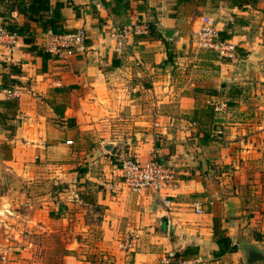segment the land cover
<instances>
[{"label": "crops", "instance_id": "obj_1", "mask_svg": "<svg viewBox=\"0 0 264 264\" xmlns=\"http://www.w3.org/2000/svg\"><path fill=\"white\" fill-rule=\"evenodd\" d=\"M29 4L0 0V24L21 32L13 51L0 45V264H160L171 250L245 264L220 187L264 165V0H50L58 31L88 34L70 61L43 50L50 29L22 13ZM203 17L236 45L234 59L197 49ZM136 22L149 33L115 54L109 30ZM126 157L172 172L171 209L126 187ZM215 221L235 252L221 251Z\"/></svg>", "mask_w": 264, "mask_h": 264}, {"label": "built area", "instance_id": "obj_2", "mask_svg": "<svg viewBox=\"0 0 264 264\" xmlns=\"http://www.w3.org/2000/svg\"><path fill=\"white\" fill-rule=\"evenodd\" d=\"M149 33V27L142 24H132L130 27H112L109 36L115 41L114 53L122 55L128 49L129 39ZM49 40L43 45V50L57 59L70 61L75 55L82 53L87 48L88 34L85 29H78L71 33L56 34L50 31ZM19 36L10 33L3 24H0V45L13 51ZM194 43L198 50L214 54L219 60L234 59L236 56V45L230 40L220 37L217 25L209 17H203L199 29L194 33ZM18 90L10 91L8 98H18ZM226 111L227 105L221 104ZM222 132L218 131L217 135ZM67 144H72L71 141ZM121 174L126 187L134 193L140 194L151 192L157 195L164 205L170 208L169 197L178 188V181L170 170L158 161H150L142 164L135 157H126L121 163ZM209 204H213L209 202ZM192 208L198 214L204 212L200 202L192 203ZM136 237L128 236L123 243L125 249L134 247ZM200 257H184L182 253L171 250L162 258L160 264H202Z\"/></svg>", "mask_w": 264, "mask_h": 264}, {"label": "rangeland", "instance_id": "obj_3", "mask_svg": "<svg viewBox=\"0 0 264 264\" xmlns=\"http://www.w3.org/2000/svg\"><path fill=\"white\" fill-rule=\"evenodd\" d=\"M205 53L216 58L214 54ZM221 104L223 103L216 105L214 110L219 114H226L227 109L224 111ZM260 169L258 177L249 176L243 184L229 182L220 187L223 196L237 201L242 211L238 221L241 228L235 237L237 244L240 241L249 242L253 238L259 242L264 241V165Z\"/></svg>", "mask_w": 264, "mask_h": 264}, {"label": "trees", "instance_id": "obj_4", "mask_svg": "<svg viewBox=\"0 0 264 264\" xmlns=\"http://www.w3.org/2000/svg\"><path fill=\"white\" fill-rule=\"evenodd\" d=\"M23 14H28L29 18L32 20L34 19H40L43 20V26L45 30L50 29L48 32H53V33H66L67 31L65 30H60V22H61V15L59 13V5L56 6L54 9V12L51 16L48 14L51 11L50 7V0H30V4L28 5V8L26 9H21ZM47 15V16H46ZM36 16V17H35ZM44 16V19H42ZM7 29V28H6ZM10 33L17 34L20 36L21 32L15 29H7ZM226 40L225 38H222ZM6 108L10 109L13 111V118L16 115L17 108L15 105L7 102L2 103ZM215 236L217 239L218 244L222 247L221 251L225 252L228 250L229 252H235L237 250L236 246L231 245V240L228 236L225 235L224 231L220 230L219 226H217V221H215ZM184 257H189L185 254L182 253Z\"/></svg>", "mask_w": 264, "mask_h": 264}, {"label": "water", "instance_id": "obj_5", "mask_svg": "<svg viewBox=\"0 0 264 264\" xmlns=\"http://www.w3.org/2000/svg\"><path fill=\"white\" fill-rule=\"evenodd\" d=\"M174 35L173 30H165L164 37L166 40H172ZM242 214L240 207L235 202H229L227 206V216L229 218H239ZM240 249L244 254L245 264H256L264 262V251L260 250L256 246L249 242H241Z\"/></svg>", "mask_w": 264, "mask_h": 264}]
</instances>
